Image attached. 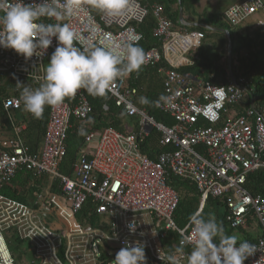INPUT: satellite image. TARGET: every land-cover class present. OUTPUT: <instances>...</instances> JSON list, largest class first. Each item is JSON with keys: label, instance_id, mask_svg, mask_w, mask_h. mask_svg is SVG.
Segmentation results:
<instances>
[{"label": "built area", "instance_id": "1", "mask_svg": "<svg viewBox=\"0 0 264 264\" xmlns=\"http://www.w3.org/2000/svg\"><path fill=\"white\" fill-rule=\"evenodd\" d=\"M145 1L129 0L119 17L85 6L77 15L60 22L71 25L76 46L82 50L137 45L142 34L136 25L150 12L155 20L152 35L159 44L144 50L142 68L156 67L162 75L160 95L174 99L169 105L154 107L174 123L156 121L135 104L136 75L129 83L127 77L116 80L104 96L119 115L137 117V129L126 127L128 134L110 126L92 128V107L83 89L61 105L49 108L41 143L34 152L21 139L26 123L11 122L10 134L0 137V264H18L8 250L3 231L29 244L34 264H99L100 244L115 242L118 252L126 242L136 241L146 243L148 264H164L159 256L163 258L169 252L161 244L165 232L175 231L179 244L181 234L190 231L187 223L177 227L173 222L178 195L167 184L169 177L194 184L200 210L208 197L223 198L224 221L230 228L245 230L250 220L260 229L252 240L239 239L258 246L264 241V197L250 195L243 186L248 173L264 168V115L251 104L231 112L246 98L248 89L243 78L215 85L182 72L181 68L192 65L189 53L198 47L203 33L177 28L160 4ZM256 13L264 14V0H239L222 11V18L230 26L239 27ZM257 27L264 30V21ZM55 47L54 38L43 56L34 55L28 61L13 49L0 47V73L10 72L38 87L44 62L49 61ZM19 97L4 98L3 109H20L23 104H18ZM102 109H107L105 104ZM74 126L85 130L84 147L65 174L60 165L67 150V131ZM150 130L158 133L160 146L172 149L157 153L154 160L137 148V142ZM94 139L96 142L89 144ZM22 167L46 180L31 204L2 192ZM87 202L102 217L95 226L76 219ZM51 216L54 221H50ZM129 223L137 225L135 233L129 232ZM244 264H264V247Z\"/></svg>", "mask_w": 264, "mask_h": 264}, {"label": "trees", "instance_id": "2", "mask_svg": "<svg viewBox=\"0 0 264 264\" xmlns=\"http://www.w3.org/2000/svg\"><path fill=\"white\" fill-rule=\"evenodd\" d=\"M195 1L179 0L178 3V0H146L145 2L148 4H160L167 17L178 27L180 26L178 23L179 6L182 10L185 8L187 11L194 12L193 14H195ZM199 22L209 28L202 26L184 28L187 31H201L203 39L198 47L189 53V57L193 61L192 65L180 70L189 73L195 79L209 81L215 85L227 84L229 82L226 56L227 38L224 33L213 30V28L226 29L229 32L231 42V74L236 80L243 78L247 89H249L244 105L249 106L252 101L251 105L254 109L264 115V38L261 27L252 31L246 30V32L242 33L241 26L232 27L223 20L222 12L210 15L209 20L200 19ZM154 25L155 20L150 12L136 25L137 30L142 34V40L137 45L142 47L143 50L159 44L157 39L152 35ZM132 75L137 76L136 80H134L137 87L135 104L140 108H144L154 120L166 125H172L174 121L171 117L158 111L152 104L145 105L139 102L141 96L146 97L149 101H155L162 91V76L157 73L156 67L141 68L139 73H133L127 77V83L131 81ZM20 84L33 88L36 87V84L32 81L13 75L10 72L0 73V137L6 136L11 131V122H25L26 128L22 132L21 138L29 150L34 152L39 148L41 143L49 107H45L43 116L40 119H36L31 114L26 113L23 107L17 111L11 110L6 112L2 107V100L21 93L23 86ZM83 91L92 107V112L89 115L92 127L100 129L111 126L123 134L130 132L126 127L131 130L137 129L138 120L136 117L119 115L111 100H107L106 97H93L87 94L85 90ZM103 104L107 107L104 112L102 109ZM70 121L72 122V119ZM157 137L158 133L150 130L144 139L137 142L138 150L152 160L155 159L157 153L172 150L170 147L160 146ZM82 140L83 135L78 134V129L75 126L67 131V150L60 165L62 173H69V166L75 160L77 152L81 148ZM45 183L44 177H35L31 171L22 167L16 172L10 183L3 187L2 192L7 197L25 204H31ZM167 184L178 195L177 206L172 214L173 222L177 227H183L187 223L188 216L198 209L199 193L194 184L187 180L169 177ZM243 186L250 195H261L264 197V168L248 173ZM201 210L205 216L211 214L219 222H222L227 234L232 230H236L240 238L253 239L252 235L243 228L232 229L225 223L223 198L212 199L208 197ZM76 219L81 224L87 223L95 226L100 221L101 216L96 214L92 204L87 202L76 214ZM248 223H250V220ZM16 240L18 242L22 241L17 238ZM178 240L179 236L175 231L167 230L161 240V244L165 250L170 251L176 248ZM29 247V244H27L28 249H30ZM99 252V264L111 263V260H113L114 264L115 255H109L103 248ZM28 264L34 263L30 259Z\"/></svg>", "mask_w": 264, "mask_h": 264}, {"label": "clouds", "instance_id": "3", "mask_svg": "<svg viewBox=\"0 0 264 264\" xmlns=\"http://www.w3.org/2000/svg\"><path fill=\"white\" fill-rule=\"evenodd\" d=\"M129 0H0V47L13 49L25 61L34 55L41 57L53 44L49 62L38 87L22 85L18 104L34 118L43 116L45 107L61 105L83 89L93 97H104L113 83L133 73H139L145 58L142 47L129 43L125 46H96L84 49L76 46V33L66 18L77 15L85 6L109 17H119ZM55 21V22H52ZM174 97L161 94L155 101L141 96V104L155 107L169 105ZM84 135V129H78ZM135 233L137 225H127ZM187 233L181 234L179 244L165 257L164 264H244V261L264 247L227 234L215 216H205L202 210L192 212L187 219ZM142 236L143 233H140ZM146 243H125L116 254L114 264H147ZM190 249V250H186ZM179 257V258H178Z\"/></svg>", "mask_w": 264, "mask_h": 264}, {"label": "rangeland", "instance_id": "4", "mask_svg": "<svg viewBox=\"0 0 264 264\" xmlns=\"http://www.w3.org/2000/svg\"><path fill=\"white\" fill-rule=\"evenodd\" d=\"M235 1L236 0H196L194 2V5H195L194 8H195L196 13L200 15V18L209 19L210 15L218 14L219 12L223 11L224 8H226L228 5H230L231 3ZM183 11L185 12L186 9L183 8ZM260 21H264V14L256 13L255 15L248 18L243 23V25L240 28L242 29L241 32L244 33L246 32V30H249L252 27L259 26ZM48 62H49L48 60H45L44 64L46 65ZM95 142H96V139L92 140L89 144H94ZM80 152H82V149H80L77 152V154H79ZM51 217L52 218L50 221H54V216H51ZM245 231H248V233H250L252 237H254L257 235V233L260 232V229L254 221H251L249 223L248 228H246ZM228 234H236L239 237V234L238 232H236V230H232ZM3 236L6 242V245L8 247V250L11 256L13 257V259L18 264H28L29 260L32 258L31 251L27 248L28 243L26 241L18 242L16 240V236L12 232L3 231ZM100 247L105 249V251L109 255H115L118 250V245L115 242H108L106 246L100 244ZM106 264H113V260H111V263L109 262ZM147 264H148V259H147Z\"/></svg>", "mask_w": 264, "mask_h": 264}, {"label": "crops", "instance_id": "5", "mask_svg": "<svg viewBox=\"0 0 264 264\" xmlns=\"http://www.w3.org/2000/svg\"><path fill=\"white\" fill-rule=\"evenodd\" d=\"M239 0H236L235 2H238ZM235 2H233V3H235ZM233 3H231V4H233ZM230 4V5H231ZM195 6V5H194ZM229 6V5H228ZM225 9V8H224ZM223 9V10H224ZM181 10H182V8H181ZM194 11H195V8H194ZM222 12V11H221ZM194 12H190V11H183L182 10V17H183V20H184V22L186 23V25H181V24H179L180 26H176L177 28H182V29H184L185 27H189V26H202V27H204V28H209V27H207L205 24H202V23H200L199 21H200V19H202V18H200V15H198L197 13H196V11H195V14H193ZM220 13V12H219ZM202 15V14H201ZM203 20H209V19H203ZM179 23V22H178ZM259 27H257V26H255V27H252L251 29H249L248 31H252V30H257ZM213 30H215L214 28H213ZM261 32L263 33V38H264V30L262 29V27H261ZM225 35V34H224ZM203 39V38H202ZM226 56H227V51H226ZM231 56V55H230ZM230 67H231V65H230ZM231 69V68H230ZM158 73V72H157ZM227 73H228V70H227ZM159 75H161L160 73H158ZM190 75V74H189ZM162 76V75H161ZM191 76V75H190ZM193 79H195V77H193V76H191ZM228 77H229V75H228ZM235 79V78H234ZM229 80H230V78H229ZM248 91H249V89H248ZM248 91H247V94H248ZM20 94V93H19ZM136 97V96H135ZM246 98H247V95H246ZM246 98H245V100H246ZM243 101L242 102V104H241V106L240 107H236V108H233L232 109V111L231 112H236V111H239L240 110V108L242 107V106H244V107H248V106H245L244 105V103L246 102V101ZM251 103H252V101H251ZM250 103V104H251ZM250 106V105H249ZM23 107V106H22ZM21 107V108H22ZM20 108V109H21ZM20 109H18V110H20ZM11 111V110H10ZM15 111H17V110H15ZM23 112V111H22ZM104 112V111H103ZM125 117H127V116H125ZM137 118V117H136ZM73 120V119H72ZM73 122H74V120H73ZM15 123H18V121H16ZM90 126H91V119H90ZM92 127V126H91ZM107 127V126H106ZM111 127V126H110ZM26 128V127H25ZM92 128H95V127H92ZM113 128V127H112ZM99 129V128H98ZM101 129V128H100ZM115 129V128H114ZM118 131V130H117ZM11 132V131H10ZM10 132L8 133V134H10ZM7 134V135H8ZM22 134V133H21ZM22 139V138H21ZM83 147H84V145H83V141H82V145H81V148L83 149ZM80 148V149H81ZM79 149V150H80Z\"/></svg>", "mask_w": 264, "mask_h": 264}, {"label": "water", "instance_id": "6", "mask_svg": "<svg viewBox=\"0 0 264 264\" xmlns=\"http://www.w3.org/2000/svg\"><path fill=\"white\" fill-rule=\"evenodd\" d=\"M178 3H179V0H178ZM178 22L181 25H186V23L184 22L183 17H182V10H181L180 6L178 8ZM215 30L224 33L226 38H227V70H228V75H229L230 80L232 82H234L235 79H234L233 75L231 74V69H230V64H231L230 63L231 62L230 45H231V42H230L229 32L226 29H223V28H215Z\"/></svg>", "mask_w": 264, "mask_h": 264}]
</instances>
